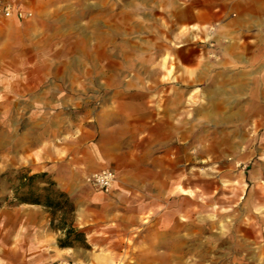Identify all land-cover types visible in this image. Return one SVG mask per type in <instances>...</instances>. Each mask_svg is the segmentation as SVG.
<instances>
[{"label":"rangeland","instance_id":"1","mask_svg":"<svg viewBox=\"0 0 264 264\" xmlns=\"http://www.w3.org/2000/svg\"><path fill=\"white\" fill-rule=\"evenodd\" d=\"M134 1L40 0L18 5L28 19L2 18L0 175L46 173L74 226L105 241L53 248L49 214L2 181L0 257L264 264V62L235 64L226 19L179 34ZM101 171L108 191L88 182Z\"/></svg>","mask_w":264,"mask_h":264},{"label":"crops","instance_id":"2","mask_svg":"<svg viewBox=\"0 0 264 264\" xmlns=\"http://www.w3.org/2000/svg\"><path fill=\"white\" fill-rule=\"evenodd\" d=\"M15 4V11H22L29 13L28 9H21L18 5L39 3L40 0H8ZM58 0H56L57 2ZM42 2V0H41ZM135 3H147L152 5L153 10L164 13V16H158L162 19L175 20L178 24L177 32L182 34L185 27H198L205 28L207 26L218 25L219 20L226 19L223 26H216L217 31L225 28L227 34L234 38L232 44V52H235V64L248 65L253 63L254 58L258 54L260 63L264 62V0H135ZM178 4L184 5V9L178 8L177 12L170 11L169 9L177 6ZM149 18H154V15H149ZM156 18V17H155ZM5 19L0 18V26ZM13 21L19 20L15 17ZM6 23V25H11ZM164 33H170L167 25L162 27ZM2 29V28H1ZM0 29V32H1ZM7 28H3V33L7 32ZM242 37H248L247 40L242 42ZM237 39V40H236ZM242 42V43H241ZM241 43V44H240ZM251 53V54H250ZM253 58V60H252ZM251 60V61H250ZM88 236L87 243L91 248L104 243L105 239L100 237L101 233H96L91 230ZM94 232V233H93ZM53 248H57V240L53 239L51 243ZM0 264H8L6 258L0 257ZM20 264V263H19ZM26 264H37L27 262Z\"/></svg>","mask_w":264,"mask_h":264},{"label":"trees","instance_id":"3","mask_svg":"<svg viewBox=\"0 0 264 264\" xmlns=\"http://www.w3.org/2000/svg\"><path fill=\"white\" fill-rule=\"evenodd\" d=\"M9 186L16 205L40 206L49 214L50 229L60 233V249H90L84 231L74 226L75 207L69 196L60 191L46 173L31 174L27 170L0 175V183ZM7 198H0V208Z\"/></svg>","mask_w":264,"mask_h":264},{"label":"built area","instance_id":"4","mask_svg":"<svg viewBox=\"0 0 264 264\" xmlns=\"http://www.w3.org/2000/svg\"><path fill=\"white\" fill-rule=\"evenodd\" d=\"M17 18L18 20L28 19L31 14L20 11H15L7 0H0V18ZM114 181V176L109 171H101L91 175L88 182L96 189L100 191H108Z\"/></svg>","mask_w":264,"mask_h":264}]
</instances>
